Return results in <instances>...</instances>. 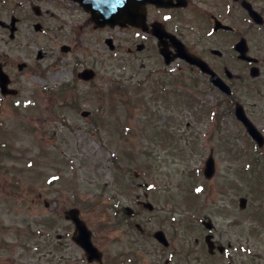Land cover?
Instances as JSON below:
<instances>
[{
    "label": "rangeland",
    "instance_id": "374dc122",
    "mask_svg": "<svg viewBox=\"0 0 264 264\" xmlns=\"http://www.w3.org/2000/svg\"><path fill=\"white\" fill-rule=\"evenodd\" d=\"M258 5L264 10V0ZM48 6L34 47L0 50L31 64L24 74L14 67L19 111L0 101V264H88L64 217L72 207L105 264H264V151L233 118H213L221 95L200 94L188 74H158L154 50L129 55L137 31L94 29L71 2ZM109 37L119 49H109ZM256 45L263 57L262 28ZM87 67L98 74L92 83L77 79ZM238 91L264 128V71ZM211 151L217 172L208 181ZM159 230L168 248L155 239ZM209 231L226 255L209 252Z\"/></svg>",
    "mask_w": 264,
    "mask_h": 264
},
{
    "label": "flooded vegetation",
    "instance_id": "af4514ba",
    "mask_svg": "<svg viewBox=\"0 0 264 264\" xmlns=\"http://www.w3.org/2000/svg\"><path fill=\"white\" fill-rule=\"evenodd\" d=\"M259 1L162 0L168 6L148 3L144 26L141 28L128 26L124 30L137 31L136 41H139L135 45L136 49L139 48L142 52L154 50L157 61L160 60L159 64H163L161 72L171 71L172 78L183 79L188 74L191 80L189 86L193 88L194 82V86L200 89V94L206 95L212 90L221 95L220 99L223 100L221 105L228 113L227 106L238 104V89L253 82L252 68L261 64L260 61L256 63L240 58L241 53L238 51L240 45L241 49L246 50L244 54L246 57L261 60L256 45L259 26L243 5L244 2L251 3L264 19V10L259 7ZM68 2L78 5L76 0H0V50L29 51L34 47L36 29L44 31V25L40 22L50 14L48 5L64 6ZM40 24L42 26H38ZM113 39L118 48L116 38ZM130 41L128 54L135 55L133 44L136 41L133 39ZM179 41L190 54L208 63L228 83L232 90L230 95L215 87L211 77L203 74L197 66L182 58H175L178 54ZM162 51L173 59L169 66L165 64ZM14 67L24 74L30 70L31 64L25 61L14 64L10 54L0 53V101H5L11 109L18 108V100L22 95L19 87L20 78L16 75ZM226 68L228 70L224 71ZM181 89L178 90L186 93L190 91L189 88Z\"/></svg>",
    "mask_w": 264,
    "mask_h": 264
},
{
    "label": "water",
    "instance_id": "95a60500",
    "mask_svg": "<svg viewBox=\"0 0 264 264\" xmlns=\"http://www.w3.org/2000/svg\"><path fill=\"white\" fill-rule=\"evenodd\" d=\"M82 5L86 10L91 11L93 15V20L97 24V26H125L127 23L131 25H140V8L137 9L135 4H132L130 0H80ZM144 5V2L141 3ZM142 19V18H141ZM192 61V60H191ZM194 63H198L202 66L204 70H208L205 68L199 61L194 60ZM212 72V71H211ZM213 74V73H212ZM95 77V73L91 70H86L80 74V78L85 80H91ZM216 77V76H215ZM214 82L221 87V80L218 78L213 79ZM85 115V114H84ZM238 117L245 123L249 132L253 135V137L262 144L263 138L256 130L254 125L246 118L244 111L239 108L237 110ZM205 169V175L208 178H211L215 172V163L214 159L211 158L207 164ZM243 205L246 203L245 200L242 201ZM66 218L71 220L75 225V232L72 236V239L77 245L84 249L87 260L89 262L98 261L102 263V253L99 249L93 244L92 241V232L88 228L87 224L80 217V211L78 209H72L66 212ZM157 238L166 243L164 236L162 233L157 234ZM167 244V243H166Z\"/></svg>",
    "mask_w": 264,
    "mask_h": 264
}]
</instances>
